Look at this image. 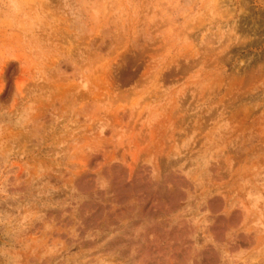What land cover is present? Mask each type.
I'll use <instances>...</instances> for the list:
<instances>
[{"label":"rangeland","instance_id":"obj_1","mask_svg":"<svg viewBox=\"0 0 264 264\" xmlns=\"http://www.w3.org/2000/svg\"><path fill=\"white\" fill-rule=\"evenodd\" d=\"M0 264H264V0H0Z\"/></svg>","mask_w":264,"mask_h":264}]
</instances>
